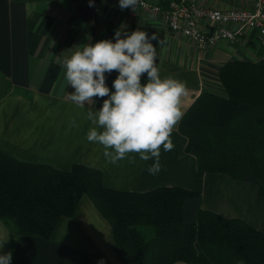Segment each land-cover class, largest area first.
Segmentation results:
<instances>
[{"label": "crops", "instance_id": "1", "mask_svg": "<svg viewBox=\"0 0 264 264\" xmlns=\"http://www.w3.org/2000/svg\"><path fill=\"white\" fill-rule=\"evenodd\" d=\"M212 9H242L253 0H199ZM144 30L157 40V67L162 78L174 77L185 85L180 98L182 113L203 91L219 95L226 90L220 67L231 60H264V46L256 30H246L238 41L223 40L202 50L194 42L173 33L158 17L138 11L129 16L113 0H0V147L17 159L46 163L69 170L79 163L100 169L107 187L145 192L157 187L179 186L200 197L185 202L184 218L194 222L199 207L226 218H239L264 232V199L257 179L235 180L223 173H196V158L185 152L187 138L179 132L180 119L170 138L174 147L161 146L160 171H147L152 159L130 153L115 164L103 155V146L88 141L95 127L87 108H99L105 97L94 96L85 108L71 99V85L64 80L63 61L78 48L105 38L116 29ZM123 34V33H122ZM117 72L106 73L110 90ZM146 74H142V82ZM13 264H121L115 250L112 227L88 196L80 200L73 217H62L49 240L19 236L0 220V251L11 252ZM175 264H185L176 262Z\"/></svg>", "mask_w": 264, "mask_h": 264}, {"label": "trees", "instance_id": "2", "mask_svg": "<svg viewBox=\"0 0 264 264\" xmlns=\"http://www.w3.org/2000/svg\"><path fill=\"white\" fill-rule=\"evenodd\" d=\"M219 78L226 94L203 91L181 116L185 152L195 156L199 177L257 179L264 199V60L228 61ZM83 196L110 223L121 264H264V232L243 220L199 207L195 221H185V202L200 197L195 190L114 189L104 184L100 169L76 163L60 170L0 147V220L17 235L49 240L60 218L75 215Z\"/></svg>", "mask_w": 264, "mask_h": 264}, {"label": "clouds", "instance_id": "3", "mask_svg": "<svg viewBox=\"0 0 264 264\" xmlns=\"http://www.w3.org/2000/svg\"><path fill=\"white\" fill-rule=\"evenodd\" d=\"M136 3L118 0L121 9H133ZM88 4L92 6L94 0ZM113 36L84 44L65 58L64 80L73 88L71 99L81 107L94 96H106L99 108H85L87 119L95 125L87 131L86 139L102 145L104 157L113 164L130 153H137L142 160L152 159L147 171L154 175L161 168V146L164 151L174 147L170 133L183 115L180 98L185 85L177 78L160 76L152 41L160 45L162 41L156 33L118 28ZM113 70L117 74L110 90L106 73ZM142 74H146L143 82ZM11 260L10 251H0V264ZM97 264H105L104 258Z\"/></svg>", "mask_w": 264, "mask_h": 264}, {"label": "built area", "instance_id": "4", "mask_svg": "<svg viewBox=\"0 0 264 264\" xmlns=\"http://www.w3.org/2000/svg\"><path fill=\"white\" fill-rule=\"evenodd\" d=\"M116 9L133 16L138 11L158 16L175 34H179L206 50L223 40L238 41L246 30H256L264 46V0H253V6L242 9H212L199 0H137L132 9Z\"/></svg>", "mask_w": 264, "mask_h": 264}, {"label": "rangeland", "instance_id": "5", "mask_svg": "<svg viewBox=\"0 0 264 264\" xmlns=\"http://www.w3.org/2000/svg\"><path fill=\"white\" fill-rule=\"evenodd\" d=\"M225 95V94H224ZM147 233V232H146ZM148 234V233H147Z\"/></svg>", "mask_w": 264, "mask_h": 264}]
</instances>
